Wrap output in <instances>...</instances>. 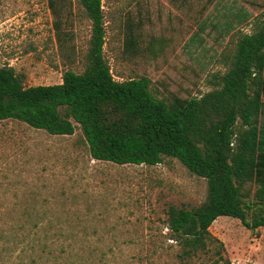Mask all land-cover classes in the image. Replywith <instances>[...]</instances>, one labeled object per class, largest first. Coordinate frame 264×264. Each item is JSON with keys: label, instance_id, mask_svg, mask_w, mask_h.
Masks as SVG:
<instances>
[{"label": "rangeland", "instance_id": "obj_1", "mask_svg": "<svg viewBox=\"0 0 264 264\" xmlns=\"http://www.w3.org/2000/svg\"><path fill=\"white\" fill-rule=\"evenodd\" d=\"M101 11L112 78L147 77L152 94L169 101L212 89L238 33L264 20V0H101ZM89 36L77 0H0V66L25 87L81 72ZM263 84L264 70L262 104ZM257 126L263 134V105ZM255 189L244 183L243 200L254 201ZM205 193V180L174 158L154 166L96 161L77 126L52 136L0 121V264H180L166 209L195 208ZM208 232L222 259L214 243L182 264H264V226L218 217Z\"/></svg>", "mask_w": 264, "mask_h": 264}, {"label": "trees", "instance_id": "obj_2", "mask_svg": "<svg viewBox=\"0 0 264 264\" xmlns=\"http://www.w3.org/2000/svg\"><path fill=\"white\" fill-rule=\"evenodd\" d=\"M77 3L90 22L83 69L64 71L58 84L25 87L12 67L1 65L0 121L16 120L52 136H70L77 126L93 160L154 166L170 157L204 179L199 206L166 209L180 264L218 243L208 232L218 217L237 219L250 230L263 227L264 130L260 135L257 125L264 102L257 81L264 70V20L238 33L211 90L163 101L152 94L147 77L112 78L102 55L101 0ZM251 181L256 189L248 202L242 186ZM218 245L213 253L221 260Z\"/></svg>", "mask_w": 264, "mask_h": 264}]
</instances>
